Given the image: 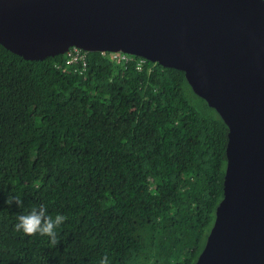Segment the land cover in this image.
<instances>
[{"label": "trees", "instance_id": "obj_1", "mask_svg": "<svg viewBox=\"0 0 264 264\" xmlns=\"http://www.w3.org/2000/svg\"><path fill=\"white\" fill-rule=\"evenodd\" d=\"M0 45V264H193L223 194L228 128L183 71ZM15 194L19 206L6 197ZM44 204L56 243L16 231Z\"/></svg>", "mask_w": 264, "mask_h": 264}, {"label": "water", "instance_id": "obj_2", "mask_svg": "<svg viewBox=\"0 0 264 264\" xmlns=\"http://www.w3.org/2000/svg\"><path fill=\"white\" fill-rule=\"evenodd\" d=\"M25 60L122 52L183 71L228 128L223 194L193 264H264V0H0Z\"/></svg>", "mask_w": 264, "mask_h": 264}, {"label": "clouds", "instance_id": "obj_3", "mask_svg": "<svg viewBox=\"0 0 264 264\" xmlns=\"http://www.w3.org/2000/svg\"><path fill=\"white\" fill-rule=\"evenodd\" d=\"M8 203H13L17 206L21 201L15 194L6 197ZM66 217L63 214L57 213L52 215L49 213L44 204L30 208L27 212L20 214L17 217V222L14 227L16 231L24 234H40L49 237L52 244L56 243L57 229L65 221ZM101 264H107V258L101 260Z\"/></svg>", "mask_w": 264, "mask_h": 264}, {"label": "built area", "instance_id": "obj_4", "mask_svg": "<svg viewBox=\"0 0 264 264\" xmlns=\"http://www.w3.org/2000/svg\"><path fill=\"white\" fill-rule=\"evenodd\" d=\"M103 56H107L110 60H113L117 63L127 64L131 55L122 52H99ZM64 55V54H63ZM145 60L144 58L138 59L135 63L137 70H141ZM88 63V54L87 52L76 48L71 47L65 53L63 64L60 65L61 71L63 73H78L82 74Z\"/></svg>", "mask_w": 264, "mask_h": 264}]
</instances>
